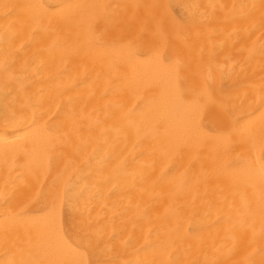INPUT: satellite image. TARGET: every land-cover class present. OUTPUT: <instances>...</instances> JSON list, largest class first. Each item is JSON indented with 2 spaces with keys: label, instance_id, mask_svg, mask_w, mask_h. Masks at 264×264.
Returning <instances> with one entry per match:
<instances>
[{
  "label": "bare ground",
  "instance_id": "bare-ground-1",
  "mask_svg": "<svg viewBox=\"0 0 264 264\" xmlns=\"http://www.w3.org/2000/svg\"><path fill=\"white\" fill-rule=\"evenodd\" d=\"M105 262L264 264V0H0V264Z\"/></svg>",
  "mask_w": 264,
  "mask_h": 264
},
{
  "label": "snow or ice",
  "instance_id": "snow-or-ice-1",
  "mask_svg": "<svg viewBox=\"0 0 264 264\" xmlns=\"http://www.w3.org/2000/svg\"><path fill=\"white\" fill-rule=\"evenodd\" d=\"M21 215H24V214L21 213ZM6 223H7V218H6ZM90 228H91V226H89V229L83 230V232H84L83 238L86 239L89 244H91L93 241V237L91 235ZM5 239H7V233L5 234ZM105 264H107V262H105Z\"/></svg>",
  "mask_w": 264,
  "mask_h": 264
},
{
  "label": "rangeland",
  "instance_id": "rangeland-1",
  "mask_svg": "<svg viewBox=\"0 0 264 264\" xmlns=\"http://www.w3.org/2000/svg\"><path fill=\"white\" fill-rule=\"evenodd\" d=\"M170 13H172L171 15H172L173 19H174L175 21H177V22L181 25V24H182V23H181V20L176 16L174 10L171 9Z\"/></svg>",
  "mask_w": 264,
  "mask_h": 264
}]
</instances>
